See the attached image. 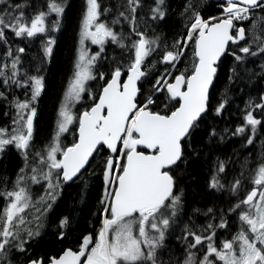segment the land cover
<instances>
[{
  "label": "snow or ice",
  "instance_id": "1",
  "mask_svg": "<svg viewBox=\"0 0 264 264\" xmlns=\"http://www.w3.org/2000/svg\"><path fill=\"white\" fill-rule=\"evenodd\" d=\"M206 3L184 0L179 12L183 28L168 42L152 28L167 19L168 0H115L113 5L86 0L53 129L37 146L34 118L45 76L39 66L31 71L25 66V48L13 50L8 33L28 40L42 34L43 58H49L67 3L45 0L26 14V3L0 0V44L6 49L0 58V99L13 110L11 127L0 126V153L13 146L22 159L11 188L7 176L0 178V264H264V154L254 168L248 158L241 161L240 172L227 184L228 161L217 157L206 186L226 192L235 203L193 209L192 215L205 217L203 224L191 216L181 218L184 191L177 186L182 165L199 159L202 147L230 131L218 132L205 123L210 113L222 117L229 105L226 92L212 104L223 59L232 58L228 84L241 72L255 75L246 64L256 59L264 78V0H221L218 14L205 16ZM109 42L119 55L107 54ZM93 45L95 52L90 51ZM89 82H96V91ZM13 88L22 89L23 98L13 94L8 100ZM84 95L89 100L81 109ZM258 126H264V93L245 102L242 123L231 135L251 145ZM68 133L72 140L65 143ZM93 161L103 185L92 214L99 227L73 243L72 219L62 216L55 229L59 249L33 255L27 245L41 237L62 189L80 180ZM34 185L43 188L35 199ZM87 185L84 180L82 202ZM229 216L237 225L235 233H229ZM172 238L180 253L168 243ZM17 255L23 259H13Z\"/></svg>",
  "mask_w": 264,
  "mask_h": 264
},
{
  "label": "trees",
  "instance_id": "2",
  "mask_svg": "<svg viewBox=\"0 0 264 264\" xmlns=\"http://www.w3.org/2000/svg\"><path fill=\"white\" fill-rule=\"evenodd\" d=\"M11 2L26 3L29 6L25 9L26 14H28L30 9H35L37 6H43L45 4V0H11ZM104 2L107 5H113L115 0H104ZM168 2L170 4V10L167 19L163 22L152 23V28H155L156 32L161 34L162 40L171 42L172 37L183 28L184 21L179 16V12L181 11L184 0H168ZM66 3L67 6L61 17L60 28L53 34L56 43L53 45V52L49 58H43L41 41L46 37L42 34L28 40L15 38L11 33H8L9 43L12 45L13 50L17 46L25 48V53L22 54V59L26 62L25 66H30V71L39 66L41 68V74L45 76L46 87L37 102V115L34 118V143L37 146L43 145L53 129L58 103L72 71L80 19L86 6V0H66ZM218 4L219 1L207 0L202 15L218 14ZM51 18L55 19V15L53 14ZM111 18V15L107 17L109 20ZM247 26L246 24L245 27ZM116 30L119 31V27ZM125 31H127V28H125ZM152 34L149 31L148 35ZM5 50L4 45L0 44V58H2ZM97 50L98 48H96ZM114 51L119 55L120 50L116 49L109 42L107 45V54L112 55ZM231 64L232 58L230 55L223 59L221 71L216 77L215 87L212 90L213 105L225 92L229 98V105L226 106L222 117L214 118L213 114L210 113L205 121L206 124H214L218 132H222L224 128H228L230 131L225 135L223 140L217 136L211 144L202 147L199 159L189 161L186 167L182 165L183 171L179 174L177 190L182 188L184 191V205L181 218L185 221L191 216L197 224H203L205 217L202 214L192 215L193 209H200L203 212L207 207L212 205H216L217 208H227L229 204L235 203V200L229 199L226 192H214L206 186L211 176L213 162L217 157L228 161L226 167L227 176L223 180L227 184L229 179L240 172L241 161L248 158L252 162L250 167L254 168L256 166L255 162L264 154V126L257 127L254 143L251 145H247L242 137L231 135V131L235 129L236 125L242 123L245 102L250 98L258 97L260 93H264V78L261 77L260 68L261 60L256 59L255 63L248 62L246 64V67L251 69L255 75L241 72L240 78L232 84H228L227 69ZM103 66L105 68L107 67L106 61L103 63ZM183 66V63H181V67ZM88 87L96 91L97 84L96 82H89ZM13 94L23 98L24 92L22 89L13 88L11 93H7L9 100H11L10 98H12ZM88 100V96L84 95V102L79 107L82 109L88 104ZM10 109L7 101L0 99V126L11 127L9 122ZM5 111L8 112L7 116L4 115ZM254 114L260 118L261 114L258 111ZM197 139H201V137H197ZM71 140L72 134H66L64 142L67 143ZM99 159L100 157H97V160ZM21 165L22 159L13 146H8L3 153H0V178L4 176L8 177V188L12 187V180ZM89 169L96 174L90 176ZM97 169L98 164L96 161H93L83 172L80 180L66 185L62 189L60 197L48 212L43 222L44 227L41 237L27 245V247L33 249V255L42 253L52 255L59 249L61 245L55 240V229L59 218L62 216H69L72 219L73 228L69 236L73 243L93 227H99L96 218L92 215L96 211L97 201L103 186L102 177ZM249 175L250 173L245 172V176ZM84 180L88 181V185L82 202L81 188ZM245 183L250 188L251 185L247 180ZM0 186H2V180H0ZM31 191L32 197L35 199L36 196L43 192V188L40 185H34ZM3 205L4 199L0 197V209H2ZM233 220L234 218L229 216V233H235L237 231V225L233 223ZM177 232H179L178 229ZM224 235L225 233L222 231L220 236ZM227 238L230 239L231 235L229 234ZM63 243L67 244L68 241H64ZM168 243L173 245L174 238L170 239ZM174 247L176 253L182 251L178 244H174ZM13 259L20 261L23 258L17 255Z\"/></svg>",
  "mask_w": 264,
  "mask_h": 264
},
{
  "label": "rangeland",
  "instance_id": "3",
  "mask_svg": "<svg viewBox=\"0 0 264 264\" xmlns=\"http://www.w3.org/2000/svg\"><path fill=\"white\" fill-rule=\"evenodd\" d=\"M96 48H98L97 46H90V51H92V52H95L96 51ZM11 119H12V114H11V116H10V121H11ZM11 125V124H10ZM41 194V193H40Z\"/></svg>",
  "mask_w": 264,
  "mask_h": 264
},
{
  "label": "flooded vegetation",
  "instance_id": "4",
  "mask_svg": "<svg viewBox=\"0 0 264 264\" xmlns=\"http://www.w3.org/2000/svg\"><path fill=\"white\" fill-rule=\"evenodd\" d=\"M0 90H3V89H2V88H0ZM11 91H13V89H12V90H10V91H9V93H11ZM10 99H11V98H10ZM8 100H9V99H8ZM72 183H73V182H72ZM69 184H71V183H69ZM69 184H68V185H69Z\"/></svg>",
  "mask_w": 264,
  "mask_h": 264
},
{
  "label": "bare ground",
  "instance_id": "5",
  "mask_svg": "<svg viewBox=\"0 0 264 264\" xmlns=\"http://www.w3.org/2000/svg\"><path fill=\"white\" fill-rule=\"evenodd\" d=\"M10 111H11V112H10V115H9V122H10V116H11V114H12V110H11V109H10ZM229 222H230V221H229Z\"/></svg>",
  "mask_w": 264,
  "mask_h": 264
},
{
  "label": "water",
  "instance_id": "6",
  "mask_svg": "<svg viewBox=\"0 0 264 264\" xmlns=\"http://www.w3.org/2000/svg\"><path fill=\"white\" fill-rule=\"evenodd\" d=\"M215 2H217V1H219V2H221V0H214ZM88 166H86V168H87ZM86 170V169H85ZM85 170H82V171H85Z\"/></svg>",
  "mask_w": 264,
  "mask_h": 264
}]
</instances>
